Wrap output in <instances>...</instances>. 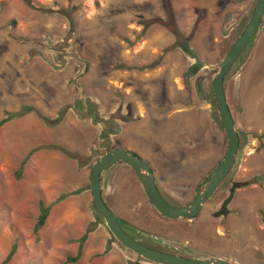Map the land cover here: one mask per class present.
Masks as SVG:
<instances>
[{
  "label": "rangeland",
  "instance_id": "obj_1",
  "mask_svg": "<svg viewBox=\"0 0 264 264\" xmlns=\"http://www.w3.org/2000/svg\"><path fill=\"white\" fill-rule=\"evenodd\" d=\"M169 1L0 0V120L7 112L18 114L0 125V264L14 245L6 264H65L83 237L79 260L66 264H94L108 253L116 239L91 192H82L90 190L92 165L108 148L136 147L140 137L128 127L144 125L151 147L156 136L172 139L171 145L157 144V152L169 164L183 160L190 168L183 183L162 188L176 204L189 202L225 156L229 138L212 83L257 0ZM135 66L143 69L130 68ZM224 86L240 135L235 165L191 225L183 218L171 228L198 244L185 256L217 257L238 254L232 233L249 223L253 233L234 234L248 242V253L238 255L264 264V20ZM150 96L163 110L154 134L146 128ZM174 108L180 115H168ZM203 155L214 165L197 179ZM235 181L251 183L236 190L231 217L215 216ZM41 200L51 209L36 232ZM88 210L95 220L84 216ZM100 222L110 235L105 251L84 254L89 232ZM228 222L232 231L223 229ZM218 231L225 233L222 240ZM103 238L97 234L94 244ZM151 240L152 247L165 245L158 236Z\"/></svg>",
  "mask_w": 264,
  "mask_h": 264
},
{
  "label": "crops",
  "instance_id": "obj_2",
  "mask_svg": "<svg viewBox=\"0 0 264 264\" xmlns=\"http://www.w3.org/2000/svg\"><path fill=\"white\" fill-rule=\"evenodd\" d=\"M150 97L151 98L148 97V102H146L147 103V107H146V128L149 129L148 132H150V134H154L155 132H157L156 130H153L154 128H156L155 120L161 118L163 110H160L157 105L155 106V104L153 102V100L155 98L152 96H150ZM174 110H175V108L170 110L168 112V115L179 114V113L175 112ZM143 127H144V125L142 127L139 125H137V126L134 125V127H128L127 128L128 131L135 132V134L138 135V138L140 137V139L136 143V147L130 146L128 143L120 144L119 147H124V148L138 154L140 157H142L144 160H146L150 164L151 168L154 171L156 181H157L158 187H159L161 192H163L162 188H165V186H166V188H169V187L175 186L177 184L179 185V184L183 183L184 182L183 177L188 179L190 176V174L187 173L188 170H190V168L183 164V162H184L183 160L182 161L179 160V162L177 164H171V163L169 164L167 162V160L165 158H163V155L157 152V149L159 148L157 146V144H159V145L164 144L165 146H167L169 144L171 145L172 139L165 137V139H166L165 140L164 137L158 138L156 136L155 147L154 146L151 147V144L149 142H146V138L142 135L143 134ZM189 146H192L191 143H189ZM154 148H155L156 152H151L152 149H154ZM185 155H186V153L184 154V156ZM188 157H190V155L186 156V159ZM204 157H205V155H203L201 157H197V158H200V160L196 161V163L198 164L197 170L199 171V172L195 173L197 176V179L199 178V175L201 173L205 172L207 169H209V167H212L214 165L213 161L209 162V160L205 159ZM115 164L116 165H114V167L111 166L109 169H107V171L105 173V175H106L105 177H103L101 175L102 194H103V197H104L106 203L111 208V210L115 213V215L118 217V219L120 221H122V223H124L129 228V230L134 229L137 232V233H135L134 237L136 239L142 241L144 244H146V241H147L149 243V245H151V246L153 245V241L151 240V237H153V236L157 237L158 236L160 239L162 238V239L168 240V242L174 241V242L178 243V241H179L181 243H184L185 246L189 245L193 248L194 247L198 248L199 246L196 242L193 243V242H188V241H185L183 239H180L179 235L182 234L183 230L181 231V229L179 228V232L175 233L174 228L173 229L171 228L172 226L174 227V225L177 224V220L183 219V218L172 219V218H168V217L162 215L161 213H159L156 210V208L152 205V203L150 202L148 196L146 195V193H145V191H144V189H143V187H142V185H141V183L137 177L136 171L131 166L126 164L125 162L119 161ZM83 174H87V171L84 172ZM136 186L138 187V190H137ZM167 190H169V189H167ZM87 191L91 192V190H89V188H86L82 192V195L84 194L83 195L84 197H88L89 193ZM162 195L171 204H176V203L170 201L165 196L164 192L162 193ZM183 204L184 203L176 204V205H183ZM231 214H232V212H229L228 215L223 216V217H226L225 219H227V218L231 217ZM84 216L88 218V221L95 220L94 215L92 212H90V210L86 211ZM195 218L196 217H194L193 219L192 218L191 219L185 218V220H186L185 222H188L189 225H191V222H193V220ZM248 224L247 225L242 224V226H240L237 229V231L235 230L234 233H232L233 234L232 237L236 241L234 247L236 249L238 248L237 249L238 254L245 255L246 253H248V251L245 249V247L248 246V242L245 241L246 243H244V241H242L243 239H238V241H237L234 234L236 232H245V233L252 232L253 233L252 225L251 224L248 225ZM230 225L231 224H229V222H228V225L226 223V226L224 225L225 228L223 227V229L225 231H228V230L232 231V229H230ZM167 226H169L168 229H167ZM81 230L83 232H85L86 227L85 226L82 227ZM106 232H107V229L102 222H100V224H98L97 229H94L91 232H89L90 237L88 238V240L86 242L89 244L84 246V249L86 248V250H84L85 251L84 254L85 253L87 255H89L91 253L93 254L94 250H99V252L105 251V245H106L105 243H106L107 237L110 236ZM97 234H102V236L104 238H103V241L101 243H100V241L102 239L98 243L96 242V245H98V246L95 248L94 246H96V245L94 244V241L96 240ZM136 234L139 235V238L136 237ZM216 234L218 235L220 240H222L221 236L225 233L218 231V233H216ZM141 235L144 236L143 239L141 238ZM146 235H147V238H146ZM177 235L179 238H177ZM247 237L248 238H246V239L248 241L252 240V238L249 235H247ZM256 238L258 240V235H256V233H255V236L253 238L254 241L256 240ZM69 240H72V242H73L76 240V237L69 238ZM252 244H251V246H252ZM72 245H73V243H72ZM146 245H148V244H146ZM244 245H246V246H244ZM110 246L111 247H110L108 253L105 254V256L102 258L96 259V262L94 264H135L136 262H140L141 264H160V263L151 261L149 259H146L144 257L139 258L138 254L129 250L128 248L123 246L119 241H116L114 239L112 240ZM69 248H71V245L68 246V249ZM81 252H83V251H81ZM77 254H78V252L75 255H77ZM238 254L228 255L227 253L224 252V254H222V255L220 254L217 257L227 259V260H229L235 264H255V262L251 261L252 262L251 263L250 261L248 262V260H246V259H242ZM75 255H73V256H75ZM210 255L211 254H209L207 256H203V257H210ZM214 256L216 257V255H214ZM203 257H201V258H203ZM66 260H67V258L64 260L63 263L66 264ZM98 262H100V263H98Z\"/></svg>",
  "mask_w": 264,
  "mask_h": 264
},
{
  "label": "water",
  "instance_id": "obj_3",
  "mask_svg": "<svg viewBox=\"0 0 264 264\" xmlns=\"http://www.w3.org/2000/svg\"><path fill=\"white\" fill-rule=\"evenodd\" d=\"M264 20V0H257L254 11L245 26L244 30L239 34L235 41L229 47L227 53L221 61L220 68L215 74L212 87L216 104L220 111L221 124L228 135L229 145L225 156L220 163L210 173L208 179L196 191L192 202L183 205L171 204L161 193L153 169L150 164L140 157L138 154L124 148L113 147L108 148L93 163L91 168L90 190L93 205L108 226L110 232L116 240L129 250L135 252L141 257L160 264H235L227 259L220 257H203L193 258L185 255L163 251L150 247L142 241L134 238L121 225L118 217L106 203L101 187L102 172L115 163L122 161L131 166L137 173V177L148 196L152 205L162 215L172 218H194L203 209V206L212 198L221 182L234 167L238 150L240 148V135L236 126L235 119L231 112L229 102L225 91V78L232 66L241 56L242 52L251 43L258 33ZM204 77L197 79L200 85ZM250 181H235L230 187L229 195L224 199L221 207L216 211L215 216H226L230 212L229 204L231 203L235 192L238 188L245 187ZM153 238H157L153 236ZM162 239V238H161ZM163 243L168 240L162 239ZM135 264H141L136 262Z\"/></svg>",
  "mask_w": 264,
  "mask_h": 264
},
{
  "label": "trees",
  "instance_id": "obj_4",
  "mask_svg": "<svg viewBox=\"0 0 264 264\" xmlns=\"http://www.w3.org/2000/svg\"><path fill=\"white\" fill-rule=\"evenodd\" d=\"M165 2L169 5L170 1L169 0H165ZM130 68H135V69H143V67H130ZM14 116H18L17 113H13V112H7V118H3L0 120V125H2L3 123H5L8 119L13 118ZM20 116V115H19ZM97 118V116H96ZM107 137V135H105ZM31 154V152L28 154ZM40 214L38 217V220L36 222V226H35V231L37 232L39 230V228L43 227L47 221V218L49 216L50 213V209H51V205H45V202L43 200L40 201ZM85 237H83L81 239V243L79 245L80 249L78 251V254L75 256H68L66 262H76L79 257L81 256V249H82V241H84ZM15 245L12 247L11 251L9 252L8 256L6 257V259L1 263V264H6L10 258L13 256V254L15 253Z\"/></svg>",
  "mask_w": 264,
  "mask_h": 264
},
{
  "label": "flooded vegetation",
  "instance_id": "obj_5",
  "mask_svg": "<svg viewBox=\"0 0 264 264\" xmlns=\"http://www.w3.org/2000/svg\"><path fill=\"white\" fill-rule=\"evenodd\" d=\"M231 171H232V169L230 170V172L228 173V175L231 173ZM210 175V174H209ZM209 175H207L202 181H201V183L199 184V186H198V188L202 185V184H204V182L208 179V177H209ZM228 175L225 177V179L221 182V184L219 185V187H218V189L216 190V192L214 193V195L213 196H215L216 195V193L218 192V190H219V188L222 186V184L225 182V180L227 179V177H228ZM232 184H233V182L231 183V186H232ZM230 186V187H231ZM230 187H229V192H230ZM197 188V189H198ZM197 191V190H196ZM196 191H195V194H196ZM195 194H194V196H195ZM194 196H193V198H192V200L194 199ZM213 196H212V198H213ZM212 198H210V199H212ZM192 200L191 201H189V202H186V203H184V204H188V203H190V202H192ZM233 200V199H232ZM209 201V200H208ZM221 207V206H220ZM220 207H219V209H220ZM203 209H204V206H203ZM203 209H202V211H203ZM219 209H217L216 211H218ZM201 211V212H202ZM216 211L214 212V215H215V213H216ZM200 212V213H201ZM217 217H221V216H217ZM224 218H226V217H224ZM187 219H189V218H187ZM193 219V218H192ZM120 221V220H119ZM150 238V237H149ZM165 245L163 246V245H159L160 246V248H157V249H160V250H163V251H167V252H171V253H176V254H180V255H185V254H183V253H185L189 248H190V250H193V247L191 248V247H189V246H185V245H182V243L181 242H179L178 241V244H173L172 242H168V243H164ZM148 246H150V247H152L151 245H149L148 244ZM167 246V247H166ZM153 248H156V247H154L153 246ZM193 257H196V258H201V257H203V256H193Z\"/></svg>",
  "mask_w": 264,
  "mask_h": 264
},
{
  "label": "clouds",
  "instance_id": "obj_6",
  "mask_svg": "<svg viewBox=\"0 0 264 264\" xmlns=\"http://www.w3.org/2000/svg\"><path fill=\"white\" fill-rule=\"evenodd\" d=\"M199 215V214H198Z\"/></svg>",
  "mask_w": 264,
  "mask_h": 264
}]
</instances>
